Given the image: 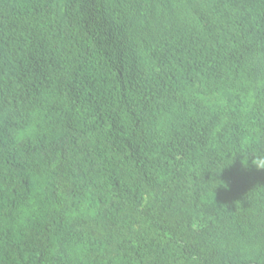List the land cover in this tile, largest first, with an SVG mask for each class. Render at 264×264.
<instances>
[{"label":"trees","instance_id":"1","mask_svg":"<svg viewBox=\"0 0 264 264\" xmlns=\"http://www.w3.org/2000/svg\"><path fill=\"white\" fill-rule=\"evenodd\" d=\"M90 1L0 0V264H264V0Z\"/></svg>","mask_w":264,"mask_h":264},{"label":"clouds","instance_id":"2","mask_svg":"<svg viewBox=\"0 0 264 264\" xmlns=\"http://www.w3.org/2000/svg\"><path fill=\"white\" fill-rule=\"evenodd\" d=\"M176 8L179 9L177 6ZM123 10V0H91L89 21L78 25H71L76 28V32L80 38L88 41L84 36L85 32L96 28H104L113 24L116 17L121 14ZM251 163L257 169H264V154H258L254 160H251Z\"/></svg>","mask_w":264,"mask_h":264}]
</instances>
